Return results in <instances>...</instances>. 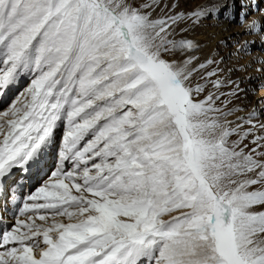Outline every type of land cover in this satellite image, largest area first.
Here are the masks:
<instances>
[{"label": "snow or ice", "instance_id": "snow-or-ice-1", "mask_svg": "<svg viewBox=\"0 0 264 264\" xmlns=\"http://www.w3.org/2000/svg\"><path fill=\"white\" fill-rule=\"evenodd\" d=\"M179 7L0 0V95L31 77L0 111V195L65 128L53 179L0 231V264H264V122L229 120L244 90L221 91L224 57L176 38L223 15L264 48V25L235 0Z\"/></svg>", "mask_w": 264, "mask_h": 264}, {"label": "bare ground", "instance_id": "bare-ground-1", "mask_svg": "<svg viewBox=\"0 0 264 264\" xmlns=\"http://www.w3.org/2000/svg\"><path fill=\"white\" fill-rule=\"evenodd\" d=\"M256 1H259L258 5H256ZM175 2L176 0H161L162 6L164 4H167L169 5V8ZM204 2L205 0H190V2L185 3L184 0H180V7L174 9V11L190 12L191 9L194 8L197 4ZM241 2L248 4L249 7L241 9ZM235 3L236 12L254 11V14L249 19H247L248 22H251V20L256 19L259 20L262 25H264V12L260 11L264 10V0H254V5L253 0H235ZM257 7L260 10H257ZM164 11L168 12L169 14H173L169 11V9H164ZM157 14L163 13H161L160 9H157ZM180 28H188V31L180 32ZM181 37L193 39L200 43L201 48L197 55L200 56L201 60H204L210 55L214 56V58L216 59H219V57H224V62L221 64L224 67V72L221 74V78L225 79L226 83L225 86L221 89V91L225 93L231 91V88L227 86L228 80L240 82V88L244 90L243 92H241V95L244 97L243 108L233 116H230L229 120H236L237 117L247 118L248 113L253 110L254 106L257 103H260V118L261 122H264V72L259 71L262 65L256 59L258 56H264V48H262L259 44V35L255 33H246L245 26H242L238 22V19L229 20L225 19V17L221 15L218 19L211 17L205 19L198 26H193L191 20L181 22L179 27H177L176 29V38L179 39ZM225 38H230L228 46H224L218 43L221 39ZM245 40L256 41V44L252 46L251 52L249 54H245L244 52L240 51V43L238 42H242ZM217 52L218 56L215 55ZM230 53L231 55H229ZM237 56L239 61L235 62L233 58ZM228 69H232V71L229 72ZM30 79V76L21 79L19 83L16 86L12 87L10 90H8L3 97H1L2 95H0V111H4L7 109V107L17 97V95L29 85ZM18 85L20 89L17 87ZM255 85L260 86V92L257 96H252L253 87ZM21 88L23 89L21 90ZM5 101L7 102L4 103ZM229 107L232 106L229 105ZM64 132L65 128H59L57 130V136H59V134L64 135ZM63 135L61 139H58L56 141V146L54 148H51V150L49 149L48 153L45 155L43 162L37 169V179L34 180L30 187H28L30 188V190L26 189L25 191H22V194L18 198L11 197V199L8 200L6 197L4 208H0V215L2 214V223H0V227H2L1 229L5 230L7 225L9 226L12 222L14 224V221L17 218L16 210L17 208H19L21 201L31 193V187L34 183L41 180L43 176H48V174L49 177L45 178V181H43L37 188L43 186L44 183L49 182L53 179L52 174L55 172L59 164L58 153L59 147L62 146ZM53 153L56 154L53 155ZM13 181L14 175L8 177L5 181L6 186L13 183ZM36 189L32 190V193L35 192ZM3 194L0 195V198L4 197ZM12 200L16 201V204H13L11 202ZM13 218L15 219L13 220ZM19 218L24 219L25 217Z\"/></svg>", "mask_w": 264, "mask_h": 264}, {"label": "rangeland", "instance_id": "rangeland-1", "mask_svg": "<svg viewBox=\"0 0 264 264\" xmlns=\"http://www.w3.org/2000/svg\"><path fill=\"white\" fill-rule=\"evenodd\" d=\"M258 3H259V1H256V5H258ZM257 9H258V7H257ZM250 13V15L247 17V19H249L253 14H254V11H251V12H249ZM239 56V55H238ZM238 56L237 57H235V58H233V60L235 61V62H238L239 60H238ZM220 67L221 68H223L224 69V67L222 66V65H220ZM222 74V73H221ZM220 74V75H221ZM237 83H239V87H240V82L239 81H236ZM227 86L228 87H230L231 88V90H232V88L233 87H235V85H233V84H229V83H227ZM19 88V87H18ZM20 89V88H19ZM23 88H21V90H22ZM230 92V91H229ZM259 92H260V86H258V85H255L254 87H253V91H252V96H257L258 94H259ZM222 98H224V97H222ZM221 98V99H222ZM243 100H244V97L241 95V92L239 93V95H238V98H234L233 99V101H232V104H230L232 107L234 106L235 108H237V109H239V110H241L242 108H243ZM7 101H5L4 103H6ZM247 103H250V102H247ZM260 109H261V106H260V103L258 104H256L255 106H254V108H253V110H255L256 111V113H257V117H256V119L259 121V122H261V112H260ZM238 110V111H239ZM238 111H235L234 112V114H236ZM233 114V115H234ZM233 115H231V116H233ZM230 118V116L228 117V119ZM238 123H243V121L241 120V121H237ZM255 122V121H254ZM244 127L245 128H247L248 127V125H244ZM258 134L259 135H264V131H260V132H258ZM61 135V136H60ZM62 135L63 134H59V136H57V140L58 139H61V137H62ZM249 139H251V137L249 138ZM247 142V141H246ZM250 146H252V145H250ZM50 150H51V148H50ZM56 154V153H55ZM54 153H53V155H55ZM55 168V167H54ZM47 177H49V174H48V176H43V178L41 179V180H39L38 182H36V183H34L33 184V186L31 187V193H32V190H34V189H36L43 181H45V178H47ZM27 190H30V188H28ZM19 207H22V202H21V204L19 205ZM15 218H13V220H14ZM12 220V221H13ZM13 224V222L9 225V226H11ZM8 225H7V227H6V229L9 227ZM5 229V230H6ZM2 230H4V229H2ZM3 250V249H2Z\"/></svg>", "mask_w": 264, "mask_h": 264}]
</instances>
